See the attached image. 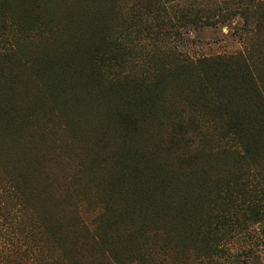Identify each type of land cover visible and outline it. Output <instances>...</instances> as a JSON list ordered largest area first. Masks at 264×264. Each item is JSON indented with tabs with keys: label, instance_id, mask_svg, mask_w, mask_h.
Returning a JSON list of instances; mask_svg holds the SVG:
<instances>
[{
	"label": "trees",
	"instance_id": "obj_1",
	"mask_svg": "<svg viewBox=\"0 0 264 264\" xmlns=\"http://www.w3.org/2000/svg\"><path fill=\"white\" fill-rule=\"evenodd\" d=\"M8 1L23 10L65 15L71 44L40 74L76 130L99 137L93 163L107 168L100 177L120 197L116 212L109 215L102 211L89 222L80 213L74 215L71 238L52 227L49 245L44 230L33 229L32 236L38 237L33 264H214V214L221 212L226 221L232 219L226 212H256L264 205V157L258 154L264 150V80L258 57L241 52L193 58L167 45L160 52L158 33L164 29L170 36L174 26L154 20L148 27L139 15L132 24L137 33L124 17L113 19L118 20L115 26L111 17L117 10L122 13L121 0H104L101 12H89L81 20L69 13L77 0L60 6L51 0ZM224 5L229 16L255 14L257 30L264 23V5L257 0H224ZM140 33L150 35L148 47L154 45L155 52H141L145 45ZM183 73L189 75L184 80L187 91L181 92L188 95L189 112L170 118L165 127L170 132L163 134L159 110L168 102L163 89L185 78ZM23 101L10 106L5 116L3 142L30 194L40 196L46 189L51 201L44 160L58 154L43 151L32 139L36 134L24 129L30 112ZM210 161H232L242 168L228 182L215 185L204 175ZM64 190L69 193L67 186ZM32 239L23 238L22 257L31 253L27 243ZM23 258L20 264H28Z\"/></svg>",
	"mask_w": 264,
	"mask_h": 264
},
{
	"label": "rangeland",
	"instance_id": "obj_2",
	"mask_svg": "<svg viewBox=\"0 0 264 264\" xmlns=\"http://www.w3.org/2000/svg\"><path fill=\"white\" fill-rule=\"evenodd\" d=\"M51 1L55 6H60L69 0ZM103 1L77 0L69 13L81 20L89 12H101ZM121 1L122 13L117 10V15L111 17V23L115 26L118 20L113 19L124 17L128 23L126 25L137 33L132 27L137 15L148 27L154 20L160 23L166 21L174 26L170 36L165 35L164 29L158 33L160 52L165 45L177 47L193 58L251 52L258 57L256 61L261 62L259 71L264 80V23L257 30L255 14L247 12L243 17L226 15L224 0ZM257 1L264 5V0ZM132 5L134 7L130 9ZM244 5L252 9L250 3L245 2ZM200 10L203 11L198 13ZM69 26L65 15L60 13L23 10L13 2L0 0V264H20V258L23 257L28 264L34 263L35 242L38 239L36 234L32 236L35 228L44 230V237L50 245L52 227L71 238L75 236L70 229L74 215L80 213L89 222L102 211L109 215V212L114 213L119 207L120 197L113 192L115 188H111L109 183L105 184L100 177L103 174L101 170L106 172L107 168L97 167L99 165L93 163L99 137L84 136L76 130L75 123L64 111L61 99L48 89L44 73L40 74L44 66H50L52 60L70 46ZM139 35L145 45L141 50L144 55L150 50H157L154 45L148 47L149 34ZM183 74L185 78L177 84H167L163 89L168 96L167 106L159 110V115L163 116V134L170 132V127L165 128L170 118L178 119L189 112L188 95L181 93L187 91L184 80L189 75ZM22 98V104L29 106L30 112L26 116L30 120L26 121L24 129L36 134L32 139L40 143L43 151L50 150L58 154L57 157L52 153L53 156L48 155L44 160L49 171L46 184L54 193L51 194L52 199L49 197L53 203L47 200L46 189L40 196L30 194L26 183L16 174L17 168L12 158L7 155V141L3 142L8 130L4 123L5 116L10 106L16 108L18 104L21 105ZM15 116L19 121L16 126L18 129L22 116L20 107ZM161 130L158 128L159 132ZM258 154L264 157V150L258 151ZM211 164V167L206 165L204 175H208L215 185L228 182L235 169L241 167L232 161L225 162V165L220 162ZM226 169L229 170L228 174L224 173ZM61 182L60 187L58 184ZM66 186L69 193L64 190ZM44 195L46 198L43 201ZM255 197L253 199H258ZM226 214L232 219L222 221L221 212L214 214L211 229L218 237L215 241L218 250L214 254V264H264V205L256 212L251 209ZM236 216L242 220L241 224ZM23 218L31 221H24ZM28 236L33 238L32 241L28 240L29 243L26 242L31 245V253L22 257L20 249L25 247L23 238ZM203 243L200 241L197 245L202 246Z\"/></svg>",
	"mask_w": 264,
	"mask_h": 264
}]
</instances>
